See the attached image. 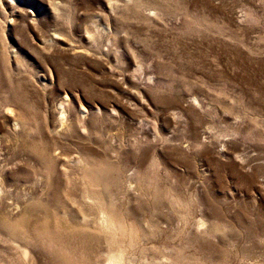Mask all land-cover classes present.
Wrapping results in <instances>:
<instances>
[{
	"label": "rangeland",
	"instance_id": "1",
	"mask_svg": "<svg viewBox=\"0 0 264 264\" xmlns=\"http://www.w3.org/2000/svg\"><path fill=\"white\" fill-rule=\"evenodd\" d=\"M0 264H264V0H0Z\"/></svg>",
	"mask_w": 264,
	"mask_h": 264
}]
</instances>
